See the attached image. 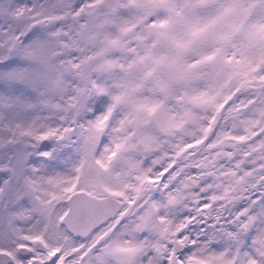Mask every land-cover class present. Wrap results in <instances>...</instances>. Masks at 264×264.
Returning a JSON list of instances; mask_svg holds the SVG:
<instances>
[{"label":"snow or ice","instance_id":"obj_1","mask_svg":"<svg viewBox=\"0 0 264 264\" xmlns=\"http://www.w3.org/2000/svg\"><path fill=\"white\" fill-rule=\"evenodd\" d=\"M0 264H264V0H0Z\"/></svg>","mask_w":264,"mask_h":264}]
</instances>
